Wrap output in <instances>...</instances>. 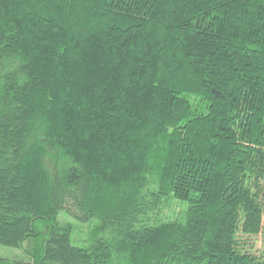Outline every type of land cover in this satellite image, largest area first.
I'll use <instances>...</instances> for the list:
<instances>
[{
    "label": "trees",
    "instance_id": "trees-1",
    "mask_svg": "<svg viewBox=\"0 0 264 264\" xmlns=\"http://www.w3.org/2000/svg\"><path fill=\"white\" fill-rule=\"evenodd\" d=\"M260 236L264 0H0V264H264Z\"/></svg>",
    "mask_w": 264,
    "mask_h": 264
},
{
    "label": "rangeland",
    "instance_id": "rangeland-1",
    "mask_svg": "<svg viewBox=\"0 0 264 264\" xmlns=\"http://www.w3.org/2000/svg\"><path fill=\"white\" fill-rule=\"evenodd\" d=\"M166 214L170 215V216L172 215V214H170V212H168ZM60 218H61V220H63V214L61 215ZM77 238H78V236L75 235L73 240L76 241ZM254 246H255V248H254L255 253L258 256H264V238L262 236L258 237V240H255ZM1 253L4 254L5 256L10 257V258H17V257H20L23 255L21 250H5V251H1Z\"/></svg>",
    "mask_w": 264,
    "mask_h": 264
}]
</instances>
